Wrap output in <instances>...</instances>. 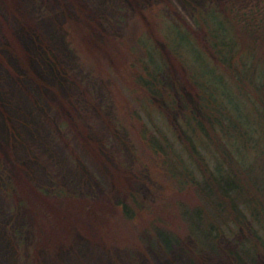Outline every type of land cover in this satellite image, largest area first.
I'll list each match as a JSON object with an SVG mask.
<instances>
[{
  "label": "trees",
  "instance_id": "trees-1",
  "mask_svg": "<svg viewBox=\"0 0 264 264\" xmlns=\"http://www.w3.org/2000/svg\"><path fill=\"white\" fill-rule=\"evenodd\" d=\"M249 1H32L34 16L42 11L41 5L45 2H54V8H63L65 22L60 25L61 28L67 34L75 35L78 41L75 47L79 50L81 46L91 47L95 60L105 61L109 65V72L116 61L115 55L120 58V52L116 54L113 51V55L111 47L118 48L119 27L128 24L129 14L142 13L143 10L162 5L167 12L166 19L170 28L186 31L200 47H205L208 56L213 53L218 61L217 66L222 71L211 64L212 68L228 81L234 91L241 94L234 97L223 94L218 105L214 107L216 102L213 90L203 82L200 84L197 72L194 73L190 66L176 62V54L171 52L172 44L169 47L170 54L159 55L160 59L157 57L160 52L154 47L147 49L148 53L146 50L143 52L145 59L141 58V61L144 66H141L143 72L139 79L144 82V87H150L146 91L150 94L151 101H157V97L162 98L165 95L164 89L171 90L168 99L172 95L174 98L171 101L179 109L173 116L183 120L181 126L178 122L174 124L171 132L175 137L184 139L179 146L183 148V153L160 130L152 133L144 127L142 140L152 153L165 158L174 175L179 174L188 184L192 183L204 200L200 201L199 208L186 211L190 218L188 220L197 219L196 225L191 224L187 233L192 243L186 238L181 240L168 231L155 229L157 244L165 252L179 248L187 255L189 264H207L206 252L225 253L233 264H264V197L245 194L243 174L234 169L236 164L244 160L241 158L243 149L264 143V66L259 70L256 63L258 59L264 63V49L255 41L254 33L238 30V23H247L245 26H249L248 19L242 21L243 17L249 16L246 12L241 13L243 6ZM26 3V0H0V19L8 18L9 21L4 24L5 30L11 35L17 31L13 29V25L20 26L17 35L22 45H6L8 43L0 32V64L17 78L21 72L19 68L26 67L27 75L42 87L52 81L57 87L55 89L59 99L57 106H53V112L36 103L37 112L50 126L46 131L38 132L35 139L37 149L45 158L42 165L44 180L38 178L30 161L16 163L24 172L22 180H18L16 175L7 172L0 165V186L8 195L15 197L7 209H0V231L11 244L14 254H19V251L21 253L17 239H25L23 250L29 255L28 263L38 264L39 256L48 249L57 256L70 248L84 230L90 232L97 229L101 240L107 244L109 236H106L108 231L104 232V226L105 220L112 218V209L121 208L122 215L133 220L143 210L150 208L152 200L149 197L154 196V193L149 189V174L136 171L129 164L136 153L128 130L119 123L117 116L103 109L106 95L99 102L100 97L98 99L96 90L100 83H104L105 71L86 68L78 57L72 64L65 61L53 42L29 23L24 11ZM183 13L189 21H184ZM250 24L261 27L263 23L252 20ZM246 37H250L260 47H255L253 52L249 51L247 42L244 41ZM145 46L149 47L148 44ZM252 53L253 60L250 59ZM180 69L194 92L181 85L177 88V81L181 82L182 78V75L178 77ZM176 70L178 73L174 77ZM144 72L147 76H143ZM107 76L111 78L112 75L108 73ZM185 80H182V84ZM108 92L109 100L113 103L114 95L110 88ZM253 92L257 93V98L253 100V109L258 119L249 115L246 117V105L251 100L247 95ZM165 96L167 99V95ZM2 103L0 101V110L5 113L9 130L7 141L14 150L13 142L21 136ZM161 107L171 112L165 103ZM90 110L103 120L107 128L105 137L93 136V124L89 123L86 115ZM168 112L161 113L166 117ZM60 143L64 147H60ZM76 143L81 144L93 160L108 171L109 177L103 188H100L96 178L90 174L91 170L88 171L80 155H77L74 150ZM66 147L71 148L72 152L70 156L64 155L63 158L60 150H66ZM203 148H209L210 151L212 148L219 152L215 169L205 160ZM183 154L188 158V165ZM30 155L33 158V152ZM94 186L99 188L102 196L96 193ZM36 191L41 193L40 196L36 195ZM206 205L211 206L212 213ZM37 206H42L41 212L35 209ZM52 214L54 230L50 224ZM202 215L207 221L203 225L198 224ZM100 221L101 227L98 224ZM226 233L233 235L234 240L227 239ZM14 264L17 263L14 261Z\"/></svg>",
  "mask_w": 264,
  "mask_h": 264
},
{
  "label": "rangeland",
  "instance_id": "rangeland-1",
  "mask_svg": "<svg viewBox=\"0 0 264 264\" xmlns=\"http://www.w3.org/2000/svg\"><path fill=\"white\" fill-rule=\"evenodd\" d=\"M26 1L27 5L24 8L25 17L42 35L53 42L57 52L65 61L72 64L77 61L78 57V60L81 59L86 65V68L105 71L104 83H100L96 90L98 99L100 97L99 102H102L101 99L106 95L107 99L102 105L103 109H107L108 112L117 116L116 118L119 123L124 125L128 130L136 153L129 164L132 166V169L136 171L141 170L149 174L151 182L149 189L154 193V196L149 197V200H152L150 208L143 210L142 214L133 220L126 219L121 213V208L116 207L112 209V218L110 220L106 219L104 226V232L108 231V234H106V236H109L108 245L101 240L97 229L90 232L84 230L82 236H77L70 248L65 249L57 256H54V252L48 249L45 254L39 256L40 260L38 264H176L180 263V261V264H189L187 255L183 254L179 248L173 249L171 252H165L157 244L155 229L168 231L177 235L181 240L186 238L190 241L187 233L191 224L192 226L196 225L197 219L188 220L190 218H188L189 216H187L186 211L187 209L191 211L199 208L200 201L203 199L198 195L192 183L188 184L187 180L179 174L174 175L165 158L152 153L148 149L147 144L142 140L141 135L144 127L150 129L152 133H157L160 130L168 135L170 142L177 145L179 151L183 153V148L179 146L184 142V139L179 136L175 137L171 132L177 122L180 126L183 122L182 118L173 116V113L177 114L179 109L172 103V95L169 97L170 100L168 99V93L171 90L168 89L169 91H167L164 89L163 95H167V99L164 95L163 99L157 97V101H151V96L147 92L150 87H144L142 84L144 82L139 79L140 73L143 72L141 66H144V62L141 61V58L145 59L143 52L146 50L148 53L147 49L150 50L151 47H154L160 52L157 55L158 59H160L159 55L166 54L168 56L170 54L169 47L172 44L171 52L173 55L176 54V62L190 66L194 73L197 72L200 84L203 82L211 87L214 101L216 102L214 103V107L218 105L223 94L232 97L234 95L241 96V94L234 91L228 81L222 78L217 70L212 68V66L218 68V61L213 53L209 54V58L205 47H200L186 31L179 28H170V24L166 19L167 12L162 5L153 6V8L143 10L142 13L132 12L129 14L128 24L125 23L119 27L120 39L117 42L118 48L111 47V53L115 55V52L116 54L120 52V58L115 55L116 61L111 72H109V65L105 61L100 62L95 60L96 58L91 53V47L90 49L81 46V50H79L75 47L78 42L75 39V35L71 33L67 34V31L61 28L60 25L65 22L63 8H54V2H45L41 5L42 11L39 14L36 13V16H34L33 0ZM198 1L203 2V0ZM245 12L249 17H243L242 21L244 22L248 19L249 26H245L247 23H238V30H248L254 33L255 41L264 49V43H262L264 35V0H250L245 4V7L243 6V10H241L242 14ZM183 19L186 22L189 21L186 15ZM0 20H2L0 21V32L8 43L6 45L22 47L17 35L20 26L13 25V29L17 31L9 35L4 25L9 23L8 18ZM252 20L263 24L261 27L255 26L250 24ZM194 37L196 38L195 35ZM242 40L243 38H241V42ZM72 41L74 44H71ZM244 41L247 42L246 47H248L249 51L253 52L256 49L255 47H260L250 37H246ZM146 44L149 47L145 46ZM113 51L115 52L113 53ZM139 57L140 61H138ZM253 57L254 54H250L251 60H253ZM256 63L258 69L261 70L264 63L259 61V59ZM19 69L21 72L17 78L5 66L0 64V101H3V108L13 118L15 127L21 136L19 140L13 142L15 143L14 153L11 144L7 141L9 130L6 116L0 110V165L7 172H12L16 175L18 180H22L24 172L16 163L24 160L30 161L31 168L36 172L38 178L44 180L45 175L42 165H44L45 158H43L40 150L37 149L38 144H36L35 139L38 132H44L50 126L45 118L37 112L36 103L47 108L46 110H52L53 112L58 104L59 94L55 89L57 88L56 85H53L52 81H49L44 87L39 86L27 75L26 67H20ZM80 69L86 72L81 66ZM81 70L79 71L81 72ZM218 70L222 71V68H218ZM108 73L112 75L111 78L107 76ZM177 73V70L174 71V77H176ZM181 75V82L177 81V88L181 85L188 88L189 91L194 92V88L184 79L182 69H180L178 77H181ZM143 76H147L146 72H144ZM182 80H185L184 84H182L184 82ZM109 88L114 95L113 103L108 97ZM247 97L251 100L246 105V117L248 118L249 115L251 118L258 119L253 109V100L257 98V93H250ZM258 98H260V93H258ZM163 102L169 107L171 112L161 107L164 104ZM92 110L88 114L85 113L89 118V123L93 124V127L91 126L92 134L97 138L105 137L107 128H105L101 117ZM161 112H168L169 114L163 117ZM74 146V150L77 155H80L88 171L90 172L91 170L90 174L96 178L100 188H103L109 177L106 168L97 164L89 152L83 149L81 144L76 143ZM182 146L185 147L184 145ZM60 147L64 146H61L60 143ZM60 151L63 158L64 155L70 156L72 152L71 148L68 147H66V150L61 149ZM30 152H33L34 159L31 157ZM202 152L210 167L215 169V160H217L216 156L219 152L212 148L211 151L209 148H203ZM183 156L186 165H188V158L185 154ZM241 158L244 160L236 164L234 169L243 174L245 182L244 193L248 194V196L255 195L253 197L263 198L264 143L261 142L254 148L246 147L243 149V156ZM195 175L198 177L197 174ZM94 188L96 193L102 196L99 188L96 186ZM40 194V192L37 193L36 191V195L40 196ZM13 198L15 197L8 195L7 191L5 192L0 186L1 210L7 209L8 204L12 202ZM206 206L211 211V206ZM9 207L11 208V206ZM35 209L41 212L42 206H37ZM262 209H264V201H262ZM51 217L52 222L50 224L53 225L52 229L54 230L53 214ZM204 217L202 215V218L198 220V224L203 225V223L207 222ZM249 218L251 217L249 216ZM98 224L101 227V221ZM225 237L229 240H234V236L229 233H226ZM17 243H20L21 246V253L19 251L20 257L19 254L13 253L11 244L5 238L2 231H0V264H14V261L17 264L28 263L29 255L23 250L25 239L19 238L17 239ZM190 243H192V240ZM206 253L205 259L207 264L234 263L225 253Z\"/></svg>",
  "mask_w": 264,
  "mask_h": 264
}]
</instances>
